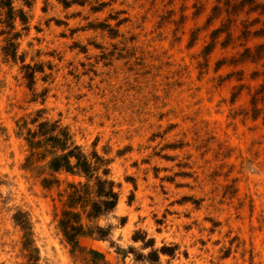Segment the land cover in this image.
Returning <instances> with one entry per match:
<instances>
[{"label":"rangeland","instance_id":"rangeland-1","mask_svg":"<svg viewBox=\"0 0 264 264\" xmlns=\"http://www.w3.org/2000/svg\"><path fill=\"white\" fill-rule=\"evenodd\" d=\"M224 1L0 0V264H264V14ZM41 120L108 161L104 237L57 226L84 177L31 148Z\"/></svg>","mask_w":264,"mask_h":264},{"label":"trees","instance_id":"trees-1","mask_svg":"<svg viewBox=\"0 0 264 264\" xmlns=\"http://www.w3.org/2000/svg\"><path fill=\"white\" fill-rule=\"evenodd\" d=\"M222 10L228 14L227 21L230 22V16L241 11L246 13L259 11V13L264 14V2L225 0L223 5L213 7V12L216 14ZM250 24L243 22L244 29L242 32L244 36L250 33ZM252 33L264 35V26ZM246 51L249 50L246 49ZM9 53L13 57L15 56V43L12 41L9 42L8 48H5V54ZM257 53L258 57L264 55V44L258 46ZM27 140L31 148H43L42 157L46 153L52 155L48 162V167L52 171L64 170L84 177L83 180L68 181L66 187L58 192L59 196L62 197V207L60 212L56 214L57 226L64 238L72 244L73 248H76L79 247L80 236L92 235L96 231L104 237L109 232V227H103L99 224L93 225L92 222L113 210L118 200V192L114 189L115 183L107 176L109 173V168L106 166L108 161L95 151L92 152V159L84 154L80 147L72 141L68 128L60 126L58 120H41L36 129L28 128ZM72 157L75 158L74 162L71 161ZM100 170L103 174L99 173ZM54 183H59L58 178L43 179L45 187H51ZM24 224L26 221L23 220Z\"/></svg>","mask_w":264,"mask_h":264}]
</instances>
